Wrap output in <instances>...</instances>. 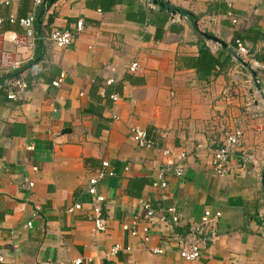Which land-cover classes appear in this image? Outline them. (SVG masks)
Masks as SVG:
<instances>
[{
  "label": "crops",
  "instance_id": "obj_1",
  "mask_svg": "<svg viewBox=\"0 0 264 264\" xmlns=\"http://www.w3.org/2000/svg\"><path fill=\"white\" fill-rule=\"evenodd\" d=\"M159 1L178 12L153 0H122L108 12L93 0H56L38 9L35 38L10 23L32 13L31 0L0 6V264H189L179 245L205 211L221 216L194 264H264V73L254 65L264 62V0H232L237 25L226 0ZM52 29L71 31L74 43L54 49L45 40ZM203 41L221 61L230 55L206 80L184 63ZM13 73L28 87L10 100ZM131 128L152 148L137 147ZM234 128L242 139L217 177L211 159ZM104 161L113 176L98 183L105 200L95 204L88 180ZM161 171L165 188L154 186ZM75 203L82 209L67 213ZM147 203L157 213L175 207L180 218L152 219L144 242L124 227ZM95 208L106 232L88 219Z\"/></svg>",
  "mask_w": 264,
  "mask_h": 264
},
{
  "label": "built area",
  "instance_id": "obj_2",
  "mask_svg": "<svg viewBox=\"0 0 264 264\" xmlns=\"http://www.w3.org/2000/svg\"><path fill=\"white\" fill-rule=\"evenodd\" d=\"M33 5V11L30 15L21 19H13L10 18V23H17L20 27L25 30V34L29 38L36 37V31L34 29V24L36 21V13L38 9L46 11L47 4H45L46 0H31ZM14 0H0V6H10ZM226 5L228 11L226 13L227 18L231 21L233 25H237V20L234 18V14L232 11V0H226ZM173 15V14H172ZM174 17V15H173ZM83 30L82 22L79 21L76 25V32L79 33ZM200 31V30H199ZM45 40L50 43V45L56 50H64L69 48L74 43V34L67 29H52ZM235 51L238 57L245 56L247 54V50L244 47L243 43L236 39L234 41ZM255 67L259 68L264 73V63H254ZM128 70L131 73H134L137 70V63L133 62L130 64ZM62 80V76L59 80L52 83L53 87H59ZM110 83V82H108ZM255 84L258 85L259 81L255 80ZM7 99L13 100L16 98V94L18 92H22L27 89L28 85L26 82L20 79L10 80L7 84ZM260 92V89L258 90ZM261 93H263L261 91ZM112 99L115 96L111 97ZM130 134L135 145L142 149L152 148L151 142L147 138V133L139 128H131ZM242 139V132L238 128L224 130L222 132V142L219 148L213 154L211 159V167L212 170L217 177H223L226 175L229 168V157L234 149H236L240 141ZM27 149H31V147H27ZM109 163L107 161L102 162L101 168L97 171L96 175L88 180V194L93 198L95 204H101L104 202V197L99 196L97 194V185L99 182L104 180L107 177H112L113 172L109 171ZM164 172L161 171L158 177V181L154 183V186H159L161 188L166 187V183L164 181L163 175ZM174 174L176 177H181L183 174L182 169L178 168L174 170ZM82 206L78 203H75L73 206L67 209V213H73L76 211H80ZM221 213L215 212L211 213L205 211L200 218L198 224L191 222L187 229V232L184 234L182 241L179 245V256L189 264H194L200 258V251L202 247L206 244V242L211 239L216 232L217 221L220 218ZM157 218L158 222L162 225L166 223L172 222L174 224H178L179 215L175 207H169L166 210H162L160 213H157L149 203L143 206V213L141 218L138 221L133 222L131 227L125 226L124 229L129 231V233L134 237L142 236V240L144 242H148L149 240V224L152 219ZM89 220L93 222L94 231L96 233H103L107 230L106 219L103 217L100 209L95 208L93 210V215L88 217ZM139 225H142L141 228H138ZM28 227L31 224L27 225ZM120 251L118 246L113 247L110 252L107 254L108 257H112ZM156 254H162L163 251L161 248H156L154 250ZM2 258L0 257V263L2 262ZM74 264H80V261H74Z\"/></svg>",
  "mask_w": 264,
  "mask_h": 264
},
{
  "label": "trees",
  "instance_id": "obj_3",
  "mask_svg": "<svg viewBox=\"0 0 264 264\" xmlns=\"http://www.w3.org/2000/svg\"><path fill=\"white\" fill-rule=\"evenodd\" d=\"M122 0H93L92 5L94 8H99L101 11L108 12L110 11L114 6L121 4ZM89 4V3H88ZM161 11L164 9L160 8ZM174 10V9H172ZM178 12L177 10H174ZM127 18H131V15H127ZM139 20L142 22L143 18H139ZM164 22V21H162ZM204 40V39H203ZM234 44V43H233ZM234 49H235V45ZM223 53V52H222ZM220 52V54H222ZM230 59V55L227 54V57L223 59V61L220 60L219 54H213L209 47L205 44L203 41L202 45L199 48L198 56L195 59H186L184 60V63L187 66H191L192 69L196 71V74L200 79L206 80L210 77V75L215 72L216 68L223 69L226 65L228 60ZM255 60V59H254ZM258 63H264L263 61L260 62L256 60ZM19 73H13L6 77V79L13 80L17 79Z\"/></svg>",
  "mask_w": 264,
  "mask_h": 264
},
{
  "label": "water",
  "instance_id": "obj_4",
  "mask_svg": "<svg viewBox=\"0 0 264 264\" xmlns=\"http://www.w3.org/2000/svg\"><path fill=\"white\" fill-rule=\"evenodd\" d=\"M55 1L56 0H46L45 4H52ZM153 4L158 5L160 8H165L167 11L171 12L172 14H175V11L172 10L168 6L167 3L160 2L159 0H153ZM41 12L44 13L45 11L42 9ZM203 37L206 40L211 41L212 43H216V44L220 45L221 47L226 48V45L223 42H221L219 39H217L216 37H213V36L208 35V34H203Z\"/></svg>",
  "mask_w": 264,
  "mask_h": 264
}]
</instances>
